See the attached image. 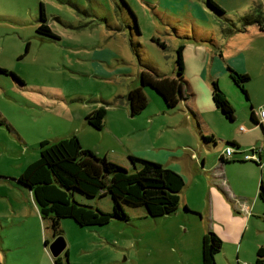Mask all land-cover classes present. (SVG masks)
I'll use <instances>...</instances> for the list:
<instances>
[{"label":"rangeland","instance_id":"1","mask_svg":"<svg viewBox=\"0 0 264 264\" xmlns=\"http://www.w3.org/2000/svg\"><path fill=\"white\" fill-rule=\"evenodd\" d=\"M254 1L255 17L264 22V0ZM151 3L0 0V264L6 258L7 264H55L45 241L54 240L49 222L23 213L3 218L4 211L37 208L31 190L18 179L40 158L42 141L55 143L77 135L85 120L89 124L90 113L101 106L107 107V114L115 109L113 117L120 118L140 61L173 76L176 41L169 34L175 26L165 25ZM202 6L203 13L197 5L194 12L206 18L204 24L211 30L217 16L207 0ZM42 25L52 35L39 31ZM157 40H167L166 49ZM247 88L255 97L263 96L259 80L250 81ZM148 99L145 110L151 112L155 104ZM92 131L96 137L104 134L102 129ZM73 199L105 212L113 210L110 196L89 198L75 192ZM184 208L152 217L145 207L125 205L128 219H113L104 226L82 227L73 219H62L68 253L59 257L61 264H203L199 222Z\"/></svg>","mask_w":264,"mask_h":264},{"label":"crops","instance_id":"2","mask_svg":"<svg viewBox=\"0 0 264 264\" xmlns=\"http://www.w3.org/2000/svg\"><path fill=\"white\" fill-rule=\"evenodd\" d=\"M148 1H152L150 5L157 9L165 25L175 26L170 27L173 34H169L176 41L172 77L176 76V50L184 46L186 99L176 109L168 110L164 101L150 91L147 96L155 104L151 112L147 109L135 117L130 113L128 102L123 101L121 109L125 111L120 118L113 117L115 109L107 114L103 136L96 137L92 131L95 129L86 120L87 126L73 136L79 138L84 149L127 169L132 167L130 157L134 156L180 173L186 185L180 193L177 213L185 207V214L197 218L201 246L203 237L212 231L223 242L217 264H239L240 258L255 264L258 250L264 247V204L259 198L260 188L264 186V119L260 116L264 108V31L256 25L242 29L238 23L254 12L255 1L214 0L224 15L219 16L210 8L217 16L210 23L211 30L204 24L206 18L194 12L195 5L204 12V0ZM222 18L239 30L224 38L222 30L229 27L222 23ZM230 69L250 77L247 91L250 81L259 80L263 96L255 97L251 89L248 95L243 94L230 77ZM139 73L140 67L131 90L140 85ZM215 82L234 108L233 121L214 103ZM211 137L216 143L204 139ZM228 147L234 150L231 157L225 154ZM253 150L257 151L259 162L245 160ZM21 213L36 220L41 216L37 206L29 211H4L3 218L21 216ZM53 238H56L54 234ZM5 260L7 264L8 258Z\"/></svg>","mask_w":264,"mask_h":264},{"label":"trees","instance_id":"3","mask_svg":"<svg viewBox=\"0 0 264 264\" xmlns=\"http://www.w3.org/2000/svg\"><path fill=\"white\" fill-rule=\"evenodd\" d=\"M208 5L218 15H224V11L214 0H208ZM254 17L255 13L252 12L242 18L245 20L242 29L257 25L264 31L263 22ZM230 24V28L222 30L226 36L239 30L234 23ZM39 31L52 35L47 25H42ZM157 43L166 49L164 42L157 40ZM135 51L137 50L134 48ZM183 52L184 46L181 45L176 50L175 77L166 76L140 61V85L127 95L133 116L141 114L147 108V92L152 90L162 97L168 110L176 109L186 99ZM230 73L236 86L243 94L248 95L246 85L250 77L231 69ZM213 99L223 115L233 121L234 108L217 82L213 84ZM107 111V107L101 106L92 112L87 117L90 126L97 130L103 129ZM204 139L216 143L212 137ZM130 163L132 167L127 169L106 157H99L93 151L84 149L77 136H72L55 143L42 142L40 158L26 168L18 182L31 190L42 220L49 222L56 237L62 236L60 223L66 218L73 219L82 227L104 226L113 219L127 220L125 205L145 207L152 217L176 213L180 206V193L186 185L184 177L154 161L131 156ZM75 192L89 198L110 196L113 200L112 212L78 203L73 199ZM259 198L264 204L263 185ZM48 245L49 242L46 241V246ZM222 246L221 238L209 231L203 237L202 263L217 264L216 257ZM54 263L61 264V261L54 258ZM255 264H264V247L258 250Z\"/></svg>","mask_w":264,"mask_h":264},{"label":"water","instance_id":"4","mask_svg":"<svg viewBox=\"0 0 264 264\" xmlns=\"http://www.w3.org/2000/svg\"><path fill=\"white\" fill-rule=\"evenodd\" d=\"M67 243L63 236L56 237L49 245V250L54 258H59L66 251Z\"/></svg>","mask_w":264,"mask_h":264},{"label":"built area","instance_id":"5","mask_svg":"<svg viewBox=\"0 0 264 264\" xmlns=\"http://www.w3.org/2000/svg\"><path fill=\"white\" fill-rule=\"evenodd\" d=\"M260 116L264 119V108L261 110L260 112ZM225 154L227 157H231L234 154V150L231 147H228L225 151ZM246 161H255V162H259L260 159L257 155V151L253 150L252 152H250V154H248L245 157Z\"/></svg>","mask_w":264,"mask_h":264}]
</instances>
